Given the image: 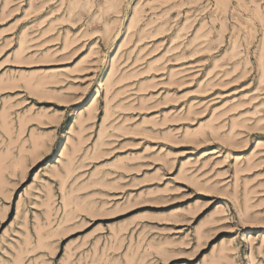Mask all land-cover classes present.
<instances>
[{
    "label": "rangeland",
    "instance_id": "obj_1",
    "mask_svg": "<svg viewBox=\"0 0 264 264\" xmlns=\"http://www.w3.org/2000/svg\"><path fill=\"white\" fill-rule=\"evenodd\" d=\"M0 264H264V0H0Z\"/></svg>",
    "mask_w": 264,
    "mask_h": 264
}]
</instances>
